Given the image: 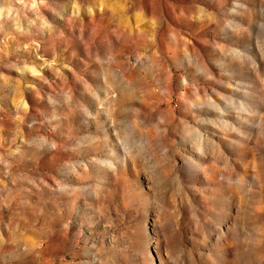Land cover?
<instances>
[{
    "label": "rangeland",
    "instance_id": "1",
    "mask_svg": "<svg viewBox=\"0 0 264 264\" xmlns=\"http://www.w3.org/2000/svg\"><path fill=\"white\" fill-rule=\"evenodd\" d=\"M0 264H264V0H0Z\"/></svg>",
    "mask_w": 264,
    "mask_h": 264
}]
</instances>
